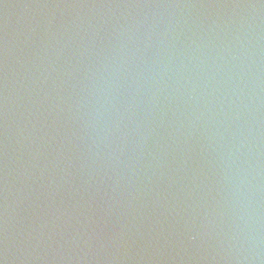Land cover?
Here are the masks:
<instances>
[{
	"label": "water",
	"instance_id": "obj_1",
	"mask_svg": "<svg viewBox=\"0 0 264 264\" xmlns=\"http://www.w3.org/2000/svg\"><path fill=\"white\" fill-rule=\"evenodd\" d=\"M0 264H264V0H0Z\"/></svg>",
	"mask_w": 264,
	"mask_h": 264
}]
</instances>
